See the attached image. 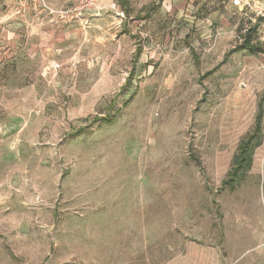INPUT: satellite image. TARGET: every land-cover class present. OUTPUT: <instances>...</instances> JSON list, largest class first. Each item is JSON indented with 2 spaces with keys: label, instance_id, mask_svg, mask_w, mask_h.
Wrapping results in <instances>:
<instances>
[{
  "label": "rangeland",
  "instance_id": "374dc122",
  "mask_svg": "<svg viewBox=\"0 0 264 264\" xmlns=\"http://www.w3.org/2000/svg\"><path fill=\"white\" fill-rule=\"evenodd\" d=\"M118 1L0 0V264L246 260L264 116L251 169L223 181L264 53L239 49L230 0H209L224 23L201 0Z\"/></svg>",
  "mask_w": 264,
  "mask_h": 264
},
{
  "label": "trees",
  "instance_id": "16d2710c",
  "mask_svg": "<svg viewBox=\"0 0 264 264\" xmlns=\"http://www.w3.org/2000/svg\"><path fill=\"white\" fill-rule=\"evenodd\" d=\"M119 6L125 11L126 5L123 0L118 1ZM254 40V29L252 28L244 37L240 44V50H246L250 53H264L258 45L252 43ZM140 54V50L136 51L135 57L137 58ZM264 116V92L260 96L256 105V112L253 120V126L251 130L245 134L239 141L235 155L231 162V168L227 172V178L223 181V184L234 189L235 182L239 175L246 174L252 166V156L256 148H258L263 140L262 134V119ZM103 124L110 125L113 119L110 117L102 119Z\"/></svg>",
  "mask_w": 264,
  "mask_h": 264
},
{
  "label": "built area",
  "instance_id": "2783aa9c",
  "mask_svg": "<svg viewBox=\"0 0 264 264\" xmlns=\"http://www.w3.org/2000/svg\"><path fill=\"white\" fill-rule=\"evenodd\" d=\"M230 6L236 9L240 21L236 26L240 43L242 37L253 28L252 43L256 42L264 49V0H230Z\"/></svg>",
  "mask_w": 264,
  "mask_h": 264
},
{
  "label": "crops",
  "instance_id": "0c3cea01",
  "mask_svg": "<svg viewBox=\"0 0 264 264\" xmlns=\"http://www.w3.org/2000/svg\"><path fill=\"white\" fill-rule=\"evenodd\" d=\"M201 12L204 13V17L207 21L212 20H221L224 18V14L219 10H215L212 7V3L209 0H201ZM225 20H222L224 23ZM258 237V235H255ZM264 243V242H262ZM250 251V256L248 259H238L235 264H264V245L262 246H253Z\"/></svg>",
  "mask_w": 264,
  "mask_h": 264
}]
</instances>
